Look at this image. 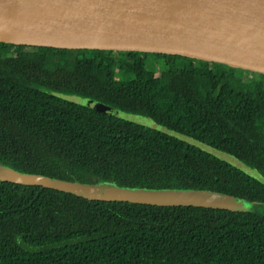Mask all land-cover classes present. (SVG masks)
<instances>
[{
    "label": "trees",
    "instance_id": "obj_1",
    "mask_svg": "<svg viewBox=\"0 0 264 264\" xmlns=\"http://www.w3.org/2000/svg\"><path fill=\"white\" fill-rule=\"evenodd\" d=\"M238 71L177 54L0 40L1 166L95 184L211 189L254 206L90 200L0 180V264H264V183L173 135L54 94L149 115L264 175V74L247 71V80Z\"/></svg>",
    "mask_w": 264,
    "mask_h": 264
},
{
    "label": "water",
    "instance_id": "obj_2",
    "mask_svg": "<svg viewBox=\"0 0 264 264\" xmlns=\"http://www.w3.org/2000/svg\"><path fill=\"white\" fill-rule=\"evenodd\" d=\"M0 40L58 48L177 54L264 74V0H0ZM59 97L173 135L264 183L238 156L94 98ZM0 180L42 185L90 200L252 210L245 199L204 188L123 187L66 180L0 165Z\"/></svg>",
    "mask_w": 264,
    "mask_h": 264
},
{
    "label": "rangeland",
    "instance_id": "obj_3",
    "mask_svg": "<svg viewBox=\"0 0 264 264\" xmlns=\"http://www.w3.org/2000/svg\"><path fill=\"white\" fill-rule=\"evenodd\" d=\"M238 70H240V71H244L245 73H243V72H239L238 71V74H241V75H244V77H245V79H249L250 77H251V73H248L246 70H242V69H240V68H238Z\"/></svg>",
    "mask_w": 264,
    "mask_h": 264
},
{
    "label": "bare ground",
    "instance_id": "obj_4",
    "mask_svg": "<svg viewBox=\"0 0 264 264\" xmlns=\"http://www.w3.org/2000/svg\"><path fill=\"white\" fill-rule=\"evenodd\" d=\"M0 34L4 35V36H11L13 35L14 33L13 32H8V31H5V30H0Z\"/></svg>",
    "mask_w": 264,
    "mask_h": 264
}]
</instances>
